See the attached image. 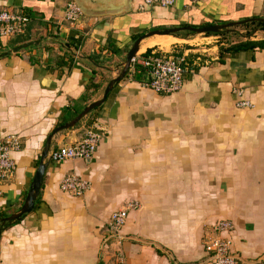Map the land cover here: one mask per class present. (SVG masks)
<instances>
[{
	"label": "crops",
	"instance_id": "0c3cea01",
	"mask_svg": "<svg viewBox=\"0 0 264 264\" xmlns=\"http://www.w3.org/2000/svg\"><path fill=\"white\" fill-rule=\"evenodd\" d=\"M141 1L130 0L123 10L126 0H0V11L30 17L27 37L40 41L0 59V136L21 142L12 154L14 180L1 188L0 212L7 217L23 205L47 138L101 99L138 38L264 19V0H175L171 8L139 13ZM68 2L82 9L78 26L65 19ZM235 31L141 40L138 56H184L181 90L157 94L144 86L143 69L136 68L143 70L136 81L129 68L103 104L75 128L54 134L37 203L0 235V264H116L117 252L125 264H211L204 242L221 221L233 225L222 233L232 254L257 264L264 257V50L225 51L245 40V30ZM263 39L264 30L251 37ZM12 40L0 37V53ZM160 40L166 45L152 44ZM59 43L70 44L71 66L59 64L69 62ZM91 78L98 91L85 94ZM235 89L252 109L235 107ZM95 124L101 140L91 160H49L52 150L82 140ZM72 173L90 183L80 198L59 188ZM129 202L139 208L129 212L120 239H108L110 215Z\"/></svg>",
	"mask_w": 264,
	"mask_h": 264
},
{
	"label": "built area",
	"instance_id": "2783aa9c",
	"mask_svg": "<svg viewBox=\"0 0 264 264\" xmlns=\"http://www.w3.org/2000/svg\"><path fill=\"white\" fill-rule=\"evenodd\" d=\"M175 0H142L136 6L139 13L148 9L171 8ZM83 12L79 5L74 2H68L65 6V19L71 26L80 25ZM31 23L30 17L18 11L3 10L0 11V37L10 41L17 36L24 35ZM132 73H136V68L143 69L148 77L144 86L157 94L170 95L181 90L183 85V73L185 71L184 56L178 57L171 53L152 51L146 56L136 55L130 64ZM238 98L235 107L241 110H250L253 104L244 98L242 89L234 90ZM88 129L85 137L70 145H62L49 153L51 162L64 161H89L98 149L101 134L99 124ZM21 142L17 136H0V196L1 188L8 182L14 180L16 173V163L12 154L20 151ZM60 191L66 195L80 198L90 189V183L79 178L74 173L67 174L59 184ZM139 208L136 202H129L121 209L114 211L106 224L107 238L120 239V232L125 225L128 214L132 210ZM233 225L229 221H221L212 227L211 233L204 242V251L209 256L211 264H242L231 252V242L222 237V233L231 232ZM116 264H125L121 252L115 254ZM257 264H264L262 257Z\"/></svg>",
	"mask_w": 264,
	"mask_h": 264
},
{
	"label": "water",
	"instance_id": "95a60500",
	"mask_svg": "<svg viewBox=\"0 0 264 264\" xmlns=\"http://www.w3.org/2000/svg\"><path fill=\"white\" fill-rule=\"evenodd\" d=\"M130 0H126L127 7L123 8V10H129V5ZM121 9V8H120ZM252 22H258V23H264V19L261 18H254V19H249V20H243L239 22H231L227 24H222V25H213V26H206V27H201V28H194L191 26H184V27H175V28H167V29H162V30H156L149 32L147 35L142 36L138 38L132 48L126 53V56L124 58V62L122 64V70L120 74L113 80H111L107 86L105 87L103 91V95L101 99L90 103L87 105L75 118H73L70 122L63 124L62 126L56 128V130L47 138L45 146L43 148L42 154L40 156L39 164L38 167L34 173L32 182L29 186V190L27 192V195L25 197V200L23 202V205L19 209L18 212L0 219V224L4 225L5 223L8 224H13L15 222H18L22 219L23 216L29 214L32 212L34 206H35V201L39 196L40 189L42 187V182H43V176L45 173V170L48 166V161H47V155L50 149V142L51 138L54 134L61 132V131H68L76 127V125L89 113H91L93 110L98 108L101 104H103L113 89V87L118 84L121 80L124 79L125 75L127 74L130 64L132 59L136 56V53L138 52V46L139 42L143 40L146 37H151V36H175L181 32H190L192 34L196 35H205V34H218L222 31H229L231 28L238 27L241 25H245L248 23ZM40 41L39 40H33L30 42H26L14 47L9 48L5 52L0 53V59L10 56L12 54H17L23 50H26L32 46H39Z\"/></svg>",
	"mask_w": 264,
	"mask_h": 264
},
{
	"label": "trees",
	"instance_id": "16d2710c",
	"mask_svg": "<svg viewBox=\"0 0 264 264\" xmlns=\"http://www.w3.org/2000/svg\"><path fill=\"white\" fill-rule=\"evenodd\" d=\"M245 30L246 33L243 35L242 38H244L245 40L244 41H241L240 43H236V44H233L232 46H230V48H227L225 49V51H234V50H250V51H254L255 49H258V50H264V39L263 40H259V41H252L251 40V37H252V34L256 31H263L264 30V23H258V22H252V23H248V24H245V25H241V26H238V27H234V28H231L229 31H222L218 34H206V36H227V37H230V35L232 33H237L235 30ZM235 31V32H234ZM27 33L28 32H25L24 35H21V36H17L15 38H13L12 40V47L17 46L19 44H23V43H26V42H29V38L27 37ZM183 35L184 36H191V35H194L190 32H186V33H183V34H180V36ZM60 47L61 49H63L66 54L69 55V62L68 64H66L65 62H61L60 61V65L61 66H71V57H72V54H73V51L71 50V46L70 44H60ZM35 46H32L24 51H29L31 49H33ZM223 52V50L220 51V53ZM32 64L33 62L30 61ZM139 72L138 73H141V71L143 70H138ZM138 73L136 72L133 76L134 80L136 81H139L140 80V77L138 75ZM98 91V85L95 83V79L94 78H91L88 85L86 86L85 88V94H90V93H94V92H97ZM37 203V202H35ZM7 217V214L4 213V212H0V219L1 218H5ZM24 217V216H23ZM18 222H15L13 224H8V223H5L4 225H1L0 224V235L1 233L10 228L12 225L16 224Z\"/></svg>",
	"mask_w": 264,
	"mask_h": 264
},
{
	"label": "bare ground",
	"instance_id": "6f19581e",
	"mask_svg": "<svg viewBox=\"0 0 264 264\" xmlns=\"http://www.w3.org/2000/svg\"><path fill=\"white\" fill-rule=\"evenodd\" d=\"M152 44H153V45H154V44H158L159 46H165V45H166V42L163 41V40H162V41L160 40V41L154 42V43H152Z\"/></svg>",
	"mask_w": 264,
	"mask_h": 264
},
{
	"label": "rangeland",
	"instance_id": "374dc122",
	"mask_svg": "<svg viewBox=\"0 0 264 264\" xmlns=\"http://www.w3.org/2000/svg\"><path fill=\"white\" fill-rule=\"evenodd\" d=\"M195 1V0H194Z\"/></svg>",
	"mask_w": 264,
	"mask_h": 264
}]
</instances>
